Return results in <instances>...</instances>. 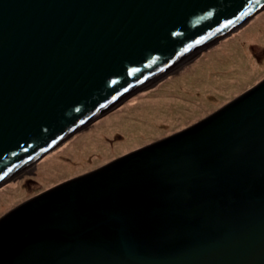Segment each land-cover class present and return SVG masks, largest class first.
<instances>
[{"label": "water", "instance_id": "obj_1", "mask_svg": "<svg viewBox=\"0 0 264 264\" xmlns=\"http://www.w3.org/2000/svg\"><path fill=\"white\" fill-rule=\"evenodd\" d=\"M263 8L0 0V183ZM0 264H264V78L7 211Z\"/></svg>", "mask_w": 264, "mask_h": 264}, {"label": "rangeland", "instance_id": "obj_2", "mask_svg": "<svg viewBox=\"0 0 264 264\" xmlns=\"http://www.w3.org/2000/svg\"><path fill=\"white\" fill-rule=\"evenodd\" d=\"M263 78L264 8L16 168L0 183V217L57 183L187 127Z\"/></svg>", "mask_w": 264, "mask_h": 264}, {"label": "bare ground", "instance_id": "obj_3", "mask_svg": "<svg viewBox=\"0 0 264 264\" xmlns=\"http://www.w3.org/2000/svg\"><path fill=\"white\" fill-rule=\"evenodd\" d=\"M254 66V65H253ZM34 161V160H33ZM85 162V161H84ZM83 162V163H84ZM29 163V162H28ZM28 164L26 163L25 165H23L21 168H19V170H21V169H23V168H25L26 166H27ZM14 172V171H13ZM13 172L11 173V174H13ZM10 174V175H11ZM12 198L10 197V198H8L7 200H11Z\"/></svg>", "mask_w": 264, "mask_h": 264}]
</instances>
